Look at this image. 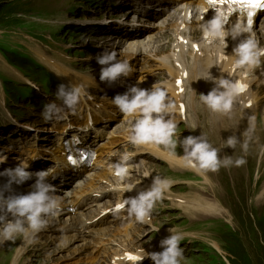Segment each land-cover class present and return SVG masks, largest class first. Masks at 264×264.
Instances as JSON below:
<instances>
[{
	"label": "rangeland",
	"instance_id": "obj_1",
	"mask_svg": "<svg viewBox=\"0 0 264 264\" xmlns=\"http://www.w3.org/2000/svg\"><path fill=\"white\" fill-rule=\"evenodd\" d=\"M84 1L88 0H0V54L13 62L21 54H26L32 59L36 58L37 62H40L39 56H43L41 62L46 60L53 64L61 63L65 65L66 75L70 76L71 80H75L74 77L78 73L88 78H94L95 74L99 75L101 67L97 68L98 65L91 62H95V60L88 57H96L98 53L104 51L117 52L120 49L119 39L115 38V35L118 36L119 33L117 34L115 28L111 30L109 28L114 20L124 18V16L120 17L118 14V11L122 9L120 3L117 2L120 0L116 1L118 5L114 4L100 9H95V5L89 9L90 7L87 8L86 4L83 3ZM106 1L103 2L107 3ZM68 24L85 26L90 32L82 30L78 34L75 31L69 33L68 30H71V25ZM161 44L162 42H159L154 47L155 54L167 55L171 47L166 52H162L159 50ZM123 58L125 56L121 51L117 54V60L120 61ZM146 59L147 56L142 57L136 63L138 74L143 71V65L141 64ZM186 64H188V61ZM11 69L13 68H5L0 64V80L15 81L10 86V89L17 88L12 93L13 98H11L15 107L12 105L11 108L18 117L20 112L21 118L19 117V121L16 120L8 109L3 108L5 95L2 92L0 81V130L11 127L10 134L0 132V145L11 147V149L13 147V152L1 151L0 148V159L6 154L8 156L7 160L0 163V172L8 168H15L11 161L14 159L13 163L19 164L20 156L28 151L26 146L40 138L46 140L44 137L50 134L49 127L51 126L37 125L36 122L42 123V120L40 121L38 117L41 112L40 108H36L39 92L33 91L32 99L22 98L23 93L21 90L24 84L20 83H22L24 76H19L21 72L15 69L18 75L14 74ZM46 69L52 73L49 68ZM159 75V82L164 83V87L172 85L174 78L169 77L165 70L159 71ZM31 78L38 82L42 76L37 73L33 74ZM60 78L64 82L63 77L60 76ZM81 79L82 77L75 81ZM64 84L67 85L65 82ZM41 85L44 87L46 84L41 83ZM254 87H256L255 84ZM25 92H28V90L26 89ZM16 94L20 95L21 98L17 99ZM183 95L188 96V92L184 91ZM43 99L46 100V98ZM52 99L59 102L55 97L48 98L47 101L50 102ZM181 101L187 107V98ZM7 106L10 107V102ZM30 110H32L31 113ZM263 114L264 103L253 117L257 116V121ZM35 115L36 121H34ZM247 115L248 111H243L239 113V118H247ZM170 116H173V114H170ZM209 121L211 124V119ZM260 121L264 125L262 118ZM28 122L33 123L35 133L29 134L26 146L19 151V143L14 139L11 140V138L13 134L18 135L20 131L18 124L28 125ZM188 123L189 120L186 121V124ZM193 124H195V127H193ZM190 125L191 130L189 133L192 136H200L204 133L207 140L212 138L214 129L207 128L205 130L206 123L200 117L192 121ZM211 125L216 128L213 124ZM226 126H230L229 130L233 129L230 123H227ZM68 127L69 122H66L60 132ZM235 129L243 130L244 128L235 127ZM176 131L184 135L182 139L187 137L183 122H178ZM263 137L264 132L260 136L250 135L247 139L241 141L239 139L235 148L228 147L227 142L226 149L218 148L225 151L218 154L220 157L228 155L231 156L233 161L240 158L245 160L243 165L237 166L233 163L237 172L228 169L220 171L218 185L220 193L217 194V197L221 200L220 203L210 199H206L204 202L195 200L193 194L185 191L183 189L185 186L180 184V182H186L183 175L176 174V172L166 174L169 165L162 155L166 154L168 150L164 149L163 146L159 148L152 146L156 150L155 154L143 152L141 156H147L148 159L139 158L134 163V169L137 171L140 164L148 162L151 177L159 175L171 179L173 183L167 190L166 197L155 203L151 216L147 221L141 223L130 220L133 223V230H129L128 237L123 232L125 227L121 225H110L108 232L111 234L117 233L116 235L122 237L125 248L131 250L133 254H141L140 257L146 251L147 253L161 252L160 241L170 235L169 229L171 228L174 230L172 234L179 233L183 237L180 247L184 250L185 258L181 261V264H264ZM13 143H17V145L14 146ZM245 143L247 144L246 149L243 147ZM40 145V150L50 147L46 142H40ZM237 153L242 154L237 156L235 155ZM30 169L27 171H30ZM144 173H139L129 185L136 183L135 181L145 183L146 181L140 178V176H144ZM6 181V177H0V186L5 184ZM32 182H35V179ZM12 188L13 194H27L25 191L26 184H14ZM8 194L5 193L6 196ZM175 196H180L191 203L187 204V207L192 205L190 209H187V213L175 205L177 203L174 199ZM198 206L199 208H197ZM46 230L35 236L36 243L31 247L28 245L26 248L28 254L21 257L16 264H73L75 262V260H66L64 257L65 252L55 251L56 246L60 245V241H56L58 239H53L55 243L50 247L48 246L49 248L47 247L50 239L60 237L63 234L62 231L48 232V238ZM24 239L23 237H17L16 241L0 239V264H11L13 256ZM81 243V241L78 242V244ZM102 243L105 244V249L101 247L102 262L109 264V255L112 252L111 250L116 248V245L113 244V238L104 239ZM63 259L69 263H62L61 260ZM89 264H97V261L93 259ZM132 264H152V261L148 258L142 261L134 256Z\"/></svg>",
	"mask_w": 264,
	"mask_h": 264
},
{
	"label": "clouds",
	"instance_id": "obj_2",
	"mask_svg": "<svg viewBox=\"0 0 264 264\" xmlns=\"http://www.w3.org/2000/svg\"><path fill=\"white\" fill-rule=\"evenodd\" d=\"M119 23H123L120 21ZM228 17L221 11H216L215 16L199 25V29L206 45L219 44L222 47L214 52L216 58L224 57L230 62V69L224 75L213 77L210 69L216 66V62L209 67L199 79L210 81L214 87L205 95L198 97L200 104L213 114L227 115L232 109L237 98L245 92L248 84L245 79L260 67L264 57V47H260L252 35L250 22L242 18L231 23L228 27ZM238 41L230 55H225L228 47L227 40ZM96 62L102 66L99 79L109 86L127 78L133 73L131 64L124 60H117L116 52H101L96 56ZM239 72L240 78L233 79L234 73ZM223 74V72H221ZM85 90L79 86L69 83L58 85L55 93L56 100L44 105L42 116L44 120L51 121L66 118L65 109L74 113ZM112 103L125 116H131L134 121L128 131L127 140L134 146H163L169 154L183 161V167L198 174L204 175L208 172H218L221 167L243 165V158L232 160L231 156L224 158L218 156L219 150L214 148L204 137L189 135L182 140H175L177 124L170 118L173 105L167 100V93L161 86L154 84L151 89H142L137 86L129 87L123 94H117L111 99ZM249 119L255 120V117ZM195 127V124H193ZM252 129L246 130L244 135L249 136ZM239 142L236 136L227 138V145L235 148ZM181 147L183 155L178 156L176 148ZM243 147L246 149L247 144ZM133 153H121L114 163L109 167L116 184L113 186L123 192H131L132 185L121 182L129 175L130 161ZM6 157L0 159L3 163ZM27 161H20L15 168L5 169L0 172V177H6L5 184L0 186V239L15 240L17 237L25 239L34 238L49 223V218L60 213L61 198L55 194V187L48 183V171L31 173L27 171ZM147 177L150 173L145 172ZM35 177L31 185V191L27 194H13L12 186L21 185ZM173 181L159 175L152 177V183L147 190L139 192L135 197L123 199L121 208L126 209V218L135 222L147 221L152 213L155 203L160 200L164 193L171 187ZM5 193H9L7 196ZM11 217V219H9ZM160 241L161 252L145 253L140 259L148 258L152 264H181L184 250L181 245L182 235L172 234Z\"/></svg>",
	"mask_w": 264,
	"mask_h": 264
},
{
	"label": "bare ground",
	"instance_id": "obj_3",
	"mask_svg": "<svg viewBox=\"0 0 264 264\" xmlns=\"http://www.w3.org/2000/svg\"><path fill=\"white\" fill-rule=\"evenodd\" d=\"M120 1H122V0H120ZM162 1H164V0H158V2H162ZM136 4L138 5V7H137L138 12L146 15L147 17H149V19H151L153 21H156L159 17L158 15L162 14L164 12L163 9L160 10L158 8L154 9L152 7H145L143 5V1H141V0L136 2ZM198 4H202V0H199ZM196 8H200V7H193V4H190V3H181L176 8V10L179 12V14L177 15L176 21L172 24V28H168L169 35L171 36V39H169L166 42V44L169 45V42L172 41V49H173L172 53H170L168 55H162V57L159 58L158 60H153V63L156 62L157 63V65H155L156 67L165 70L168 73L169 77H171L172 79L174 78L172 85L169 86L168 88H166V90H170V92H169L170 98H173L176 104L180 103L181 98H182V95L179 94V92H178L179 89L175 86V82L177 80L182 81V83H183L182 88H185L186 92H188L189 90H192V95L190 97L191 99L187 101L188 109L185 107L184 114H180L177 111L178 118L179 117L182 118V116H183L185 118L184 122L189 120V123L187 124L188 130H187L186 136L191 135L189 133L191 130L190 124L192 123V121H194L197 118V115L199 114L198 116L199 117L201 116L200 118H202V120H204V122L206 123L205 130L207 128H209L211 130L214 129V132L212 134V138L208 139L210 144L213 147H215L216 149H218V148L226 149V147H227L226 142H227V138L229 136H236L238 138V140L240 139V141H241L242 139H247L250 135L260 136L264 132V125H262V122L260 121L262 118V121L264 122V114L262 115L261 118H258L257 121H256L257 116L255 117L254 121L249 119L250 117H253L252 110H251L250 106L251 105L254 106L256 103H259L264 99V79L260 78L258 76L257 72H255L251 76L247 77L244 82L248 84V88L245 90L244 93H242L237 98V100L234 102L232 111L227 115L213 114L211 112L206 113V112H203L202 110H200L199 105H197L196 101L193 99V94H194L195 89L200 88V87L195 86V84L202 82L203 86H202L201 93L206 95L211 90V88L214 87V85L210 81H205V80L199 79V78L204 73H206L208 71L209 67L215 61L216 66H213L209 70L211 75L213 77H219L221 75H224L225 78L230 79V77H227V74H226V72L230 69V62L227 61L224 57L216 58L214 56V52L216 49L222 47V45H219V44H215V45L208 44V45H206L204 42L203 36H201L195 42H192L190 40V37H188L187 38V41H188L187 45H184L182 42H180V37H182L183 39H186V37H184V34L186 33L187 30H189V29L194 30L195 26H197V25L199 26L200 23L205 22V19L201 20V16L203 15V11L206 10V7H201L199 10ZM150 10H152L151 13H148V11H150ZM120 21H123V23H124V20L122 18H120ZM136 22H138V21H136V20L133 21L132 26H134V24H136ZM160 24H164V21L161 22ZM230 24L231 23H229L226 27H228ZM121 25H122V23H121ZM153 27H154V23H153L151 28H153ZM142 31H145V30L144 29L141 30L140 28H136L135 30H133L132 28L128 29L127 32H125V38L123 37L122 39L124 41H125V39H130L133 42L131 44V46L134 47L135 51L136 52L139 51L141 55L147 56L146 51H147V48L153 44L152 43L153 37L150 36L149 41L145 45L143 43V41H139V39H137V37L140 35V33ZM164 34H165V31L163 30L157 36L162 37V36H164ZM253 34H258V31H252V35ZM158 42H160V41H158ZM236 43H238V41H232L231 39L227 40L228 47L225 49V55L231 54L232 49ZM152 50L153 49H151V51ZM147 57L148 58L145 60V63L149 64V63H151V59H150L151 56H147ZM17 58L27 59V62L29 63L26 66L27 68L32 63H35L38 61L36 58L32 59L31 57H29L26 54H24V55L21 54L20 56H17ZM43 58H44L43 56H39V61L41 62V59H43ZM95 58L96 57H94L93 59L95 60V64H97ZM16 59L13 62L11 60L6 59L5 57L2 56V54H0V64L3 67L13 68L11 70L16 75H18V73L15 70H18L19 72H21V75H19V76H23L25 72H23L24 70H21L19 68V62ZM185 60L189 61L190 64L186 65ZM88 62H90V61H88ZM42 63L45 66H47L52 72H54L56 74H60L61 76H63L67 80V85L69 83H71L74 85H79L83 89H86V86H85L86 82H88V84H90L94 81V80L86 78L80 74H76L74 77L75 80H79L82 77V79L80 81L71 80L70 76L66 75V66L65 65H63L61 63L53 64L52 62H47L46 60H45V62L42 60ZM20 65H21V63H20ZM262 66L264 68V64H262ZM47 72L50 73V71H47ZM221 72H223V74ZM24 78H22V81H21L22 83H20V84H24V87L21 90V92L23 93L22 98L32 99L33 91L34 92L35 91L40 92V90L43 88L41 83H45V82H41L38 84V82L31 77L24 76ZM238 78H240L239 72L234 73L233 79H238ZM41 80H43V77L41 78ZM0 81H1L2 92H7L10 89L11 84L15 83V81L13 82L12 80H9V81L0 80ZM253 84H257L256 87L258 89L256 90V92L260 97L254 91ZM16 86H18V84H16ZM162 86L163 85H161V87ZM26 89L28 90V92H25ZM15 97L17 99L21 98L20 95H17V94L15 95ZM11 98H13L12 95H11L10 101H9L10 107H8L7 104H3V108L8 109L11 112L12 117H14L16 120L19 121L20 119L17 116V114H15L12 111L11 107L14 103L12 102ZM42 101H43V103H45L47 101V99L46 100L42 99ZM196 108H198V109H196ZM33 109H34V107H33ZM95 110H97V109H95ZM108 110L110 111L111 108L108 107ZM172 110L174 111L175 108H173ZM243 111H248L247 118H239V113H242ZM31 112H32V110H30V113ZM114 113H117V111H115ZM117 115H119V114H117ZM112 117H113V120H112ZM112 117H111V121L113 123L118 121L117 116H116V118H114V114H113ZM208 118L211 119V121H212L211 124H213L216 128H214L210 124V121ZM36 120H37V118L35 115L34 121H36ZM227 123H230V125H231V127H233V129L229 130L230 126H226ZM73 124H75L77 126L76 121H74ZM235 127L236 128L242 127L244 129L243 130H236ZM18 128L20 130L18 132V135L13 134L12 135L13 137L11 138V140L14 139V140H16L17 143H19V151H21L26 146V144L28 142L29 134L35 133V129L33 128V123H31V122H28V125H24L22 123L18 124ZM250 128L252 129V131L250 132L249 136L246 137L244 135V133L246 132V130H248ZM2 130L3 131H0L1 133H7V134L11 133V127L3 128ZM104 133H106V132L99 133V134H97L96 137L99 138ZM239 133H243V134H239ZM178 134L179 133H175L174 139L175 140H179V139L182 140V136H180ZM202 135L204 137H206L204 133H202ZM67 138H68L67 129H64L59 133V135L56 139L57 142L54 145V148L52 146H50L46 149L40 150V147H41L40 142L41 143L46 142V140H44L43 138H40L36 142H33L34 144H37L40 146L38 149V152H41L43 162L48 163V161H50L53 164L52 166L54 167V169L51 173H49L48 178H47L48 179L47 182L52 184L55 187V190H56L55 194L61 198V200H60V209H61L60 213L57 216L49 219L48 225L44 229H42L40 232H45L44 230L47 229L46 235H48L47 236L48 238H49L48 232L62 231L63 234L60 237H53L52 240L50 239L49 243L47 244V247L52 246V244L55 243V240H53V239L56 238V239H58L56 241H60V243H59L60 245L56 246L55 251L60 252V250H61L62 252H65V254H64L65 259L68 261L75 260V262L73 264H89L90 261L93 259H95L97 261V264H100V263L104 264L105 262H102V256L103 255L101 252V247L103 249H105V246H104L105 244L102 243V240L108 239V238H113V244L116 245V248L111 250L112 252L109 255L110 263L111 264H124L127 261V264H132L134 259H130V261L128 259L131 257V254H133V253L131 252V250H128L125 248V246L123 245L122 237L116 235L117 233L111 234L108 232L110 224L114 222L112 225L118 226L120 224V225H123L125 227L123 232H124V235L128 237L129 236V230H133V223H131L129 221V219L125 218V216H122L120 219L114 220V218L110 217V215H104V222L102 224H100V226H103L102 228L81 229L78 216H84V214L82 212H79L78 216H75L74 213H69L67 211L69 207H72V208L76 207V205H71L72 200H73V198L71 197L72 194L69 192L63 193V191L61 190V186H60L61 180L65 177L69 176L71 174V172H73V170H74L72 167L67 165V163L65 161V157L62 155L63 142ZM263 139H264V137H263ZM80 140L84 141V138L80 137ZM17 143H13L14 146L17 145ZM0 148H1V151L5 150L8 152L9 151L13 152V147L11 149V147L0 145ZM129 149L132 150L130 152L147 151L148 153H152V154H154L156 152L155 149L152 148V146H134L131 144L129 146ZM176 152H177L178 156L183 155V150L181 147H179V145L176 148ZM222 152H225V151L219 150L218 154H220ZM28 154H29V151H27L26 153H23L22 156H20L19 161H27V163L29 165L28 169H30L31 163H30V160H28ZM240 154H242V153H237L235 155L239 156ZM4 157H6L8 159L7 154L4 155ZM35 157H36L35 154H34V156H32V154L30 155V158H32V159ZM162 157H164L166 159V161L170 164L171 167H179L181 169V171L184 172V175L187 178L186 179L187 183L185 184V187L183 189L189 193H192L194 196V199L197 201H201V202H204V200H206V199H210L211 201H214L216 203H220L221 200L217 197V194L220 193V189L218 187L220 171L222 169H228V170H232L234 172H237L236 167L232 164L228 167H221L218 172H208L204 175H201V174H198V173H196L190 169L183 167V161L182 160L175 158L173 156H170L168 153L163 154ZM224 157H221V158H224ZM3 158H1V159H3ZM146 159H148V158H146ZM13 161H14V159H13ZM13 161H11V164L13 166H17L18 163H13ZM145 170H147V165L145 163H142L138 167L135 176H138L139 173L145 172ZM168 173H170V172H168ZM133 178L134 177H132L131 179L126 178L121 183L124 182V184H127V182L131 181ZM140 178L143 181H146L145 184H142V183L133 184L132 186H134V188L131 192L120 191V193H125L124 199H127L129 197H135L139 192L147 190L148 187L151 185L152 182H148L147 181L148 179L146 180L143 176H140ZM33 179H35L34 176L32 179H30V180H28L22 184V185H25V184L27 185V188H26L27 193L31 191V185L34 183V182H32ZM164 194L167 195V191ZM174 199L177 201V203H175V205L177 207H180L182 209V211L185 213H187V209H190L192 206L191 205V206L187 207V204H191V203H189L188 201H186V199H184L180 196H175ZM197 208H199V206ZM214 211H217V210H214ZM77 220H78V222H77ZM40 232H38V233H40ZM38 233L35 236H37ZM34 238L24 239L22 241L21 246L17 249L15 255L13 256L11 264H16L17 261H19V259L21 257L28 254V251L26 248L28 247V245L31 247L32 245H34L36 243V239H34ZM14 241H16V240H14ZM79 241H81L82 243L78 244ZM98 253H99V255H98ZM96 255H98V256L96 257ZM27 259H29V258H27ZM65 259L61 260V262L62 263H69Z\"/></svg>",
	"mask_w": 264,
	"mask_h": 264
},
{
	"label": "snow or ice",
	"instance_id": "obj_4",
	"mask_svg": "<svg viewBox=\"0 0 264 264\" xmlns=\"http://www.w3.org/2000/svg\"><path fill=\"white\" fill-rule=\"evenodd\" d=\"M216 0H209V3H215ZM228 3H235V4H241V5H247L249 9L253 8H264V0H227ZM251 12L248 13L249 16H251ZM250 22V21H249ZM121 207V206H118ZM130 259H134L131 258Z\"/></svg>",
	"mask_w": 264,
	"mask_h": 264
},
{
	"label": "trees",
	"instance_id": "obj_5",
	"mask_svg": "<svg viewBox=\"0 0 264 264\" xmlns=\"http://www.w3.org/2000/svg\"><path fill=\"white\" fill-rule=\"evenodd\" d=\"M16 60H18V62H19V68L21 69V70H24L25 68H27L26 66H27V64H29L28 62H27V59H24V58H22V59H20V58H17ZM20 63H21V65H20ZM30 66H33L34 67V69L32 68L31 69V72L32 73H34V74H36V71H37V66L34 64V63H32ZM29 66V67H30ZM29 71V69L27 68V69H25V71H23V72H25V74L28 76V77H30L31 75L29 74L30 73V71ZM31 73V74H32ZM14 90H17L16 88H13V89H9L8 91H7V94L8 95H12V93L14 92Z\"/></svg>",
	"mask_w": 264,
	"mask_h": 264
}]
</instances>
